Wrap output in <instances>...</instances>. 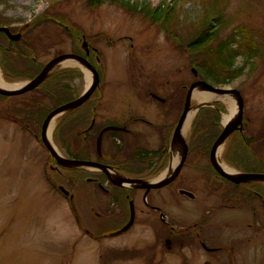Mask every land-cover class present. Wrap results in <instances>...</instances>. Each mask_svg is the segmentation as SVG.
Wrapping results in <instances>:
<instances>
[{
    "label": "rangeland",
    "instance_id": "1",
    "mask_svg": "<svg viewBox=\"0 0 264 264\" xmlns=\"http://www.w3.org/2000/svg\"><path fill=\"white\" fill-rule=\"evenodd\" d=\"M127 1L142 6L150 3L153 7L175 3L182 8V17L186 15L188 19L186 22L194 20L201 12V8L192 3L193 0ZM243 9H249L247 11L249 17L241 18L240 22L264 31V0H230L226 16L240 13ZM59 16L67 19L65 26L76 30L73 35L75 40L63 31L65 26L53 23L54 18L62 23ZM40 18L50 21L38 24ZM0 20L9 25L8 28L13 33L21 34L22 37L25 35L24 44L29 47L26 48L27 51H22L19 45L11 44L8 47L4 42H0V70L7 83L25 84L33 78L29 76L33 74L34 68L23 62L29 57L35 59V63L43 68L59 55L74 53L75 46L81 49L83 38L90 46L97 48L102 63L100 65L98 61H93V64L104 71L105 78L102 89L97 90L91 99H102L101 105L110 109L112 114L125 116L134 112V110L129 112V109H135L150 123V125L147 122L140 123L141 129L150 128L157 133L159 131L155 128L161 126L160 131H165V135L158 139V143L153 142V136H157L156 134L133 137L132 140L128 137L141 148L155 150L160 144L164 145L163 139L172 136L182 115L188 88L194 82L205 81L198 73L194 74L190 55L171 40L165 31L146 20L142 14L120 4L107 2L92 9L87 0H0ZM180 31L183 36L188 32L185 28ZM10 61H14L13 65H10ZM242 63L243 59L239 57L236 65ZM11 66H23L26 70L20 71L22 74H19L18 78H13L7 75V72L13 71ZM82 66L90 72L94 80L93 73L83 63ZM84 68L58 66L54 70L55 73L63 70H79L82 76L74 81L70 79L64 82L68 92L62 88L61 91L56 90V92L73 99L82 95L88 89ZM216 88L240 91L245 99L244 117L247 123V137H245L250 147L264 157V142H262L264 141V56L262 60L256 61L245 70L240 78ZM149 90L150 93L166 99L167 103L163 105L154 102ZM201 90L205 92L202 88L197 89V91ZM230 97L235 98L238 108L236 97L233 95ZM65 101L66 99L62 100L56 94L52 99L46 98L40 91L35 92V90L10 100H2L0 264H197L196 259H192L193 256L199 258V264H203L201 261L203 252L196 246L186 245L188 236L184 235L191 233V236H194L196 230L188 227L198 222V219L205 218L201 230H204L207 237L211 239L213 237L218 242L220 238L224 249L222 264H264V206L259 201L251 206L254 212H258L256 219H253L249 212H244L245 207L237 209L240 210L237 213L226 211L225 214L219 211L205 216L208 206L214 205L212 208H215L216 205L221 204L223 192L219 181L211 177L212 174L207 175L196 169V166L204 169L210 165L209 153L207 155L208 145L196 147L197 150L194 149L188 157L189 166L182 171L184 178L192 179V182L185 187L196 191L197 198L191 200L177 194L176 206L169 203L165 207L166 222H172L176 232H181V236H184L182 241L177 240L175 247L169 248L168 241H163L167 228L158 215L148 212L142 191L137 193L136 206L143 212H138L136 226L129 233L117 238L100 240L83 232L75 219L68 197L58 188H54L61 184L66 189L78 193L75 185L59 182L57 176L52 173L49 165H54V161L41 141L43 124L39 126V120L35 118H30L31 122H27L23 118L11 115L14 114L12 109L33 110L30 107H33L35 102L40 105L36 107L39 112L46 111L51 114L58 106L66 104ZM200 102V99L194 97L192 106L195 107ZM217 103L224 107L219 111L217 118L219 126L224 128L225 116L230 114L229 105L223 99L212 102L213 106ZM128 104L130 108L127 109ZM75 113V111L71 112L73 115H69L70 120L67 121L66 126L73 122L76 127L74 126L72 131L77 129L80 131L82 123ZM58 117L52 133V141L62 156L70 158L73 155L69 154L68 144L64 143L57 132V126L68 118V114ZM162 125L165 127L163 130ZM190 138L191 127L186 135V141H191ZM136 139H139L138 143ZM230 143L231 140L222 146L220 160L235 170L234 166L224 160ZM89 145V153L94 156L95 140L93 143L89 142ZM73 146L76 147V144ZM115 152L119 154L114 155L129 156L128 152L135 151L123 146ZM87 170L94 172L90 168ZM147 176H150V180L155 178L153 174ZM176 186L184 187V182L179 181ZM170 189L175 191L176 187L152 190L149 201L154 204L153 199L157 201L161 198L157 201V205L164 207L162 197H170L168 193ZM93 198L98 211L112 216L107 223V230L102 235L116 236L124 228L119 230L125 221L121 216L123 212L117 209V206L109 204V198L102 194H96ZM88 202L84 199V202L75 201L74 204L79 209L83 206L85 215L91 216L89 210L91 204L87 205ZM122 211L126 213L123 207ZM89 221L82 226L96 234L100 224ZM253 221L254 224L259 223L255 226ZM246 223L251 224L252 227L246 226ZM184 243L185 246L181 249Z\"/></svg>",
    "mask_w": 264,
    "mask_h": 264
},
{
    "label": "trees",
    "instance_id": "2",
    "mask_svg": "<svg viewBox=\"0 0 264 264\" xmlns=\"http://www.w3.org/2000/svg\"><path fill=\"white\" fill-rule=\"evenodd\" d=\"M229 1L230 0H193L192 3L198 5L201 8V12L197 18L189 22H186L188 20L186 15L184 18L182 17L183 10L175 3L170 5L164 4L163 6L158 7H153L150 3L142 6L138 3H130L127 0H87V3L92 9L98 8L107 2L111 4H120L127 9H131L134 12L142 14V17L158 26L159 29L165 31L171 40L179 44V46L190 55L191 66L198 72L201 79L218 87L230 84L240 78L245 73V70L254 65L256 61L262 60L264 56V31L257 30L246 23L240 22L241 18L249 17L247 12L249 9H243L240 13H235L234 15L227 17L226 12ZM56 19L57 18L53 19V23L65 26L67 19L63 17L59 18L62 23L57 22ZM49 21L50 19L40 18L37 23H48ZM2 23V20H0V27L9 26L4 23V25H2ZM70 28L71 27L68 28L65 26L63 31L75 40L73 35L76 30ZM182 28L188 30L185 36L181 34L180 30ZM25 37L26 36L23 35L19 42H13L9 41L5 34L0 33V42H4L8 45V47L11 44H16L23 49L22 51H27L29 47L24 44L26 40ZM74 48L75 53L84 54V52H81L80 47L75 46ZM239 57L243 59V63L238 66L236 65V61ZM29 58L28 60L26 59L27 61L23 60V62H27V64H30L32 68H34L33 74L29 76L34 78L41 72L42 68L35 63V59ZM13 62L14 61H10V65H13ZM11 67L13 68V71L7 72V75L13 78H18L17 76L22 74L20 71L26 70L23 66ZM81 76L82 73L79 70H63L56 73L54 72L39 86L38 89L35 90V92L40 91L46 98L52 99L56 94L60 99H66L65 102L72 101L74 100L72 97L71 99L65 94L63 96V94H59L56 90L61 91L62 88L68 92V87L64 84V82L70 79L74 81L76 78H80ZM3 99L9 98L3 97ZM37 106L40 105L38 102H35L34 106L30 107L33 110L14 111L12 109V112L20 115L21 118L27 122H31L30 118H35L36 120H39L38 123L40 126L48 113L46 111L39 112L36 109ZM219 108L221 109L218 105H216V108H203L196 115L192 125L190 138V147L192 151H194V149L197 150L196 147L200 145H203L204 147L208 145V155L210 147L222 133V127H220L217 123V118L219 117L218 113L220 111ZM86 109H88V111L85 112L83 120H86L91 114V102L88 103ZM70 114L71 113L68 114V118H65L64 122L58 125L57 132H59L64 143L68 144L69 154L71 156L73 155L74 159H90L91 154L89 153V142L92 141L93 143L95 139H83L78 134L79 129L72 131L74 126L76 127L73 122L68 123L66 126L67 121L70 120ZM73 114H71V116ZM79 121L81 122L82 119ZM81 123L83 125V122ZM230 140L231 143L229 149L224 155L226 163L248 172L264 171V157H262L258 151V153H256L253 147H250L249 141L243 137L240 132L233 134ZM74 144H76V147L73 146ZM119 148L120 147L117 149ZM119 151L121 152V149ZM156 155L158 154L150 155V152H140L136 156L131 157L129 160H125L123 158L125 155H120V157L116 158V160L119 164L126 165L123 168H118V170L122 173L125 172L133 175L145 174L147 173V167L152 165L150 159ZM139 157L145 160L139 162ZM156 171L157 170L151 171L152 173L150 175L157 174L158 172ZM210 171L211 174L214 173L212 167H210ZM90 175L91 173L88 172L81 174L76 170L70 169L66 171L65 177L61 176V174H57L56 179L64 184L69 183L75 185L77 190L79 189L85 194L86 187L89 186V183L85 178ZM54 188L57 189L56 186ZM122 191L125 192V194L129 193V190L125 189L118 193H123ZM78 195H80V192H78ZM115 199L121 207L127 209V203L124 195L122 196L121 194H118ZM105 220L108 222H102ZM105 220L95 219L96 224L100 225L97 229L98 232L96 234H92L99 239L107 237L108 235L102 234H104L107 230V223H109L111 219L108 218Z\"/></svg>",
    "mask_w": 264,
    "mask_h": 264
},
{
    "label": "flooded vegetation",
    "instance_id": "3",
    "mask_svg": "<svg viewBox=\"0 0 264 264\" xmlns=\"http://www.w3.org/2000/svg\"><path fill=\"white\" fill-rule=\"evenodd\" d=\"M91 50V56L93 55V53L95 54L96 58L98 57V51L95 47H90ZM94 49V50H93ZM45 67V66H44ZM101 77V83H100V88L103 84L102 82V73L101 70H98ZM152 90V89H150ZM149 90V95L153 97L154 102H159L160 104L165 105V103H167L166 99L150 93ZM155 96H158L160 98H157ZM2 97H0V106L2 105ZM9 98V97H8ZM5 100V99H3ZM7 100V99H6ZM10 100V99H8ZM101 100L102 99H90L88 100L85 104H83L81 107L77 108L76 110H74L76 113V116L79 118V120L82 119L81 122H83L82 125V129L79 131V135L83 138V139H88V138H94L95 142H96V147H95V153L94 156H91L90 159H78L80 161H91V162H95L101 165H104L108 168L113 169L114 171H116L117 173H119L120 175L126 176L128 178H134V179H141V180H150V175L152 172L151 171H155L158 172L157 174L153 175L154 177H156L157 175L162 174V172L165 170V165H167V160L168 162L170 161V151H169V146H170V141H171V137L169 138L165 137L163 139L164 145L160 144L158 149L155 150H149L146 148H141L138 147L133 141H131V138H140V137H145V135H150L152 136V134H156L157 136H153L154 143H158L160 139V137H163L164 134V130L163 128L164 125H162V130L160 131V127L158 126L155 129H158L159 132L155 133L152 129L148 128V130L145 129H141L139 127L140 123H146L148 125H150L149 121L145 120L144 118L141 117V114H138V112L135 109H129L128 111L130 112L131 110H134V112L132 113H128L125 116L122 115H118V114H112L110 109H106L104 106L101 105ZM245 101V99H244ZM91 102V114L90 116L86 119H84V114L85 112L88 111V109H86V107L88 106V103ZM128 107L130 108V104L127 105V109ZM155 108H157L155 106ZM71 113V112H70ZM137 113V114H136ZM244 114H245V109H244ZM13 116H16L18 118H21L20 115L18 114H11ZM49 115V113H48ZM245 116V115H244ZM118 118V120H116ZM22 119V118H21ZM245 117H244V126H243V130L240 132L241 135L243 137L246 136V127H247V123L245 121ZM264 130V128H263ZM102 135V141H101V145L100 147L98 146V138L100 137V135ZM233 136V134L231 135V137ZM131 139L129 140L128 139ZM230 137V138H231ZM247 137V136H246ZM245 137V138H246ZM247 139V138H246ZM263 139H264V131H263ZM262 141V140H261ZM139 142V139H136V143ZM264 142V141H262ZM131 146V144H133ZM215 143V142H214ZM214 143L212 144V146L210 147V152H209V161H210V165L207 168H201V167H197L196 169L198 171H202V173L204 172L205 174H211L210 171V167H212L214 173H212L211 177H213L216 180L219 181V186L221 187V189H223V192L221 193V204H218L214 207V205L208 206L207 210L205 211V216L209 213H217L219 211L225 213L227 212H240V210L237 209H241L242 207H245L246 211L244 212H249L251 214V216L253 217V219H256V215L258 212H254V208H252L251 206L256 202L259 201L263 206H264V181H255V182H250V183H241V184H236L234 182H231L229 180H227L226 178L222 177L221 175H219L216 170L214 169L212 162H211V150L212 147L214 145ZM125 147L128 149H131L135 152H128L127 154L129 156H123V158L125 160H129L131 159V157L136 156L138 153L142 152H150V155L152 154H158L155 157H150V162L152 163V165L150 167H147L146 171L147 173L142 174V175H133L130 173H125V172H120L118 170V168H123L126 164H119V162L116 160V158L120 157V155H114V154H119L116 153L115 150H117L118 147ZM100 150V151H99ZM104 150V151H102ZM193 153L191 147H190V142L188 141V155L186 158V161L184 163V166L180 172V174L176 177V179L174 181H172L170 184H168L166 187L164 188H174L176 187L175 191L174 189H170V192H168L170 194V197H162L163 199V206L157 205V201H160L161 198H158L157 201L156 199H153L154 204L151 203V201H149L150 199V191L149 193L146 194L145 190H141V189H131V188H126V187H120V186H116L114 185L108 175L102 171H98V170H94V172L89 176L86 177V181L89 183V186L86 187L85 190V194L83 191L78 189V192H80V195H78V193H74L72 190H68L69 195L65 196L68 197L69 201H70V205L72 206V211L75 215V219L78 223V225L80 226V228H83V232H85L87 235H90V231L89 228H85L82 225L85 223L87 224V222H90L89 220L94 221V223H96L95 219H100V220H105L108 218H111L112 216H110V214H104L100 211L97 210V208L95 207L94 203H93V197L97 194H102L104 197H108L109 198V204L115 205L117 206V209H119L121 212H123V216L122 218H125V222L124 224L119 227V230L123 227L126 226V224L130 221L131 218V205L133 206L134 210H135V218H134V223L131 226V228L126 231L125 233H121L119 235L116 236H112V237H105V238H117L120 236H123L127 233H129L132 228H134L135 222H137L138 219V212H143V211H139V209H137L136 206V200H137V193L139 191L143 192V200L145 203V207L148 210V212L153 213L154 215H158L161 219V222H163V224L166 226V237L164 238L163 241H168L167 243L169 244V248L170 247H175V245L177 244V240H183L184 236H188L187 239V244L196 246L197 248L200 249V251L203 252L202 255V262L203 264H222V259H224V255H223V251L224 249L222 248L223 246H221V242H220V238H219V242L216 241V239H214L212 237L209 238L207 237V234H205L204 230H201V227H203V225L205 224V220L206 218L203 220L198 219V222H195L193 225H190L188 227V229H193L196 230L194 231V236H191V233H189V235H184L181 236L182 233L180 232H176V229L174 228V226H172V222H166L165 218H166V209L165 207L171 203L173 204V206H176L177 204V200H176V196L177 194H180L184 197H187L188 199L191 200H195L197 198L196 196V191H194L192 188H187L185 187V185L187 186V184H189L190 182H192V179L189 178H184L182 171L183 169L187 168L188 165V157L189 155ZM169 154V157L168 155ZM70 157V155H69ZM73 159V158H71ZM145 159H141V157H139V162L144 161ZM165 161V163H164ZM169 165V164H168ZM231 165V164H230ZM233 166V165H232ZM49 167L52 170V173L55 174L57 176V174H61V176L65 177L66 174V169L63 168L61 165H58L57 163H54V165H49ZM235 168V173H255V174H264L263 172H248V171H244L241 168ZM88 168L84 167V168H75V170L79 173H84V172H89L87 170ZM226 172V171H225ZM153 178V177H151ZM154 179V178H153ZM152 180V179H151ZM182 181L184 182V187H177L176 184ZM88 185V184H87ZM63 186V185H58V187ZM64 187V186H63ZM179 188V189H178ZM129 190V193L125 194V192L123 193H118L121 190ZM162 189V188H161ZM156 190H160V189H156ZM174 191V192H173ZM177 192V193H176ZM121 194L122 196L124 195L125 199H126V203H127V209L123 208L125 211H122V207L119 203H117V200L115 199V197ZM252 195V196H251ZM169 198V199H167ZM84 199L89 201L87 203V205L91 204L89 210L91 213V216L85 215V209L83 206H80V209L77 206H73L72 201H80V202H84ZM151 200V199H150ZM166 204V205H165ZM87 205H85V208H87ZM75 207V208H74ZM226 214V213H225ZM119 217V216H117ZM226 217V216H225ZM224 217V218H225ZM259 223V222H258ZM258 223L253 221V224L256 226ZM246 226L248 227H252L251 224L246 223ZM81 228V229H82ZM85 234V235H86ZM162 241V242H163ZM161 242V240H160ZM159 242V243H160ZM181 249L185 246V243L181 245ZM199 251V252H200ZM195 258L196 259V263L199 264L200 260L198 257L193 256L192 259ZM208 258V259H207ZM194 264V263H193Z\"/></svg>",
    "mask_w": 264,
    "mask_h": 264
},
{
    "label": "water",
    "instance_id": "4",
    "mask_svg": "<svg viewBox=\"0 0 264 264\" xmlns=\"http://www.w3.org/2000/svg\"><path fill=\"white\" fill-rule=\"evenodd\" d=\"M0 32L5 33L11 40L18 42L21 39L20 34H13L11 30L7 27H0ZM83 48L86 49L87 55L90 54L89 48H88V43L84 39L83 42ZM65 59H74L80 63H83L93 74H94V80L91 84V86L76 100L71 101L67 104H64L60 107H58L56 110H54L51 114L47 116L45 119L43 125H42V142L46 146V148L49 150L50 155L52 156L53 159L57 161V163L63 167H68V168H76V167H92L96 168L98 170L103 171L106 173L110 179V181L121 187H130L127 185H124V183L132 184L134 187L141 188L146 191V194L149 193L153 189H161L168 184H170L172 181L176 179V177L180 174L184 163L186 161L187 155H188V144L186 140L182 137V129L184 128V124L186 121V118L190 111H192L193 107L191 106L192 104V97L197 88H202L205 91H210L211 93L215 94H220V95H227V96H235L238 102V113H237V118L235 121L231 122L230 124H227L225 126V129L223 132L220 134L218 139L215 141L212 150H211V162L214 167V169L218 172L219 175L222 177L226 178L227 180L234 182L236 184H241V183H250V182H255V181H264V174H255V173H237L235 175H231L227 172H225L222 167L220 166L218 159H217V153L219 148L226 143L228 138L233 134L235 131H242L243 130V119H244V98L240 91L233 89V90H224L220 88H216L209 84L208 82L205 81H197L194 82L188 89L187 95H186V100H185V105H184V110L183 113L178 121V124L174 130L173 137H172V142H171V147L173 148L178 141H182L183 145V153L181 160L177 167L175 168L173 174L169 176L168 178H164L162 180H159L157 182H147L145 180L141 179H131V178H125L121 177L119 181H115L114 179L111 178L109 172H108V167L91 162V161H79V160H74V159H67L65 157H62L59 153H57L52 145L49 143L48 138H47V132H48V127L50 125V122L52 119H54L57 116H62L67 112H70L80 106H82L86 101L90 99V97L93 95V93L96 91L100 84V77L97 72V70L88 62V60L80 55H75V54H64L61 56L56 57L53 59L50 63H48L47 66L41 71V73L36 76L33 80L28 81L27 84H25L23 87L18 88V89H2L0 88V95L3 96H19L23 95L25 93H28L30 91L35 90L38 88L46 79L47 77L52 73L53 70H50L54 64L65 60ZM195 74L197 72L195 71ZM157 97V96H155ZM159 98V97H157ZM213 104H200L196 113L203 107H212ZM101 138L102 134L99 137L98 140V146L100 147L101 143ZM132 186V187H133ZM60 190L66 195H69V192L65 190L64 187H60ZM134 218H135V210L133 206L131 205V218L128 224L121 230L122 233L126 232L134 223Z\"/></svg>",
    "mask_w": 264,
    "mask_h": 264
},
{
    "label": "bare ground",
    "instance_id": "5",
    "mask_svg": "<svg viewBox=\"0 0 264 264\" xmlns=\"http://www.w3.org/2000/svg\"><path fill=\"white\" fill-rule=\"evenodd\" d=\"M60 65H62L64 67L76 66V67H81L82 69L84 68V66H82V63L80 64L79 62H77L74 59H65V60H62V61L54 64L50 70H55L56 67H58ZM84 71L86 73V81H87L88 88H89L93 82V77L90 74V72H88L85 68H84ZM27 83H28V81L25 84H27ZM25 84L16 85V84H11V83L5 82V80L3 79L1 70H0V88H2V89H17V88L23 87ZM197 89L195 90V92L193 94V98L196 97L197 99H200L201 102L198 105H196L195 107H193L192 111H190V113L188 114V116L186 118L184 128L182 129V137L184 139L186 138V135L188 134V132L190 130L191 124L195 118L196 111H197L200 104H209V103H212L213 101H216V100L218 101L220 99H223L224 101H226L228 103L229 110H230V114L225 116V123L230 124L231 122L235 121L237 118L238 108H237L236 100L234 97H230V96L224 97V95L215 94V93L206 92V91L203 92L202 90L197 91ZM56 120H57V117L52 119V121L50 122V125L48 127V132H47V138H48L49 143L54 148V150L57 153H60L58 151L57 146L52 141V133H53V130L55 127ZM222 148L223 147H221L217 153L218 161H219V163H220V165L224 171H226L227 173H230V174H234L235 173L234 170L232 168L228 167L224 162H222L220 160ZM182 153H183L182 141H178L176 143V145L171 149L170 161H169L168 168L156 181L161 180V179L169 176L174 171V169L177 167V165L179 164V162L181 160ZM109 174H110L111 178L114 179L115 181H119L121 178L118 174H116L113 170H110V169H109ZM130 186H133V185L131 184Z\"/></svg>",
    "mask_w": 264,
    "mask_h": 264
}]
</instances>
